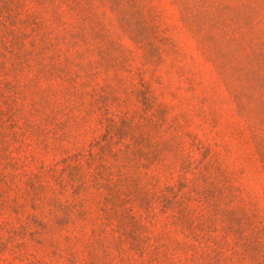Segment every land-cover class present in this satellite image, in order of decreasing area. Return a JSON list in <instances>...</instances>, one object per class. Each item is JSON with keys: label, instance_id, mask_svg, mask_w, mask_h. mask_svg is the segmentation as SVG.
<instances>
[{"label": "rangeland", "instance_id": "obj_1", "mask_svg": "<svg viewBox=\"0 0 264 264\" xmlns=\"http://www.w3.org/2000/svg\"><path fill=\"white\" fill-rule=\"evenodd\" d=\"M0 264H264V0H0Z\"/></svg>", "mask_w": 264, "mask_h": 264}]
</instances>
